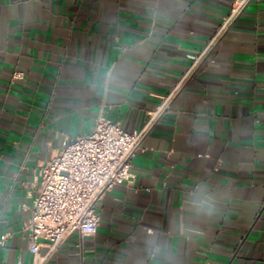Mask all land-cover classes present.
I'll list each match as a JSON object with an SVG mask.
<instances>
[{
    "label": "crops",
    "instance_id": "1",
    "mask_svg": "<svg viewBox=\"0 0 264 264\" xmlns=\"http://www.w3.org/2000/svg\"><path fill=\"white\" fill-rule=\"evenodd\" d=\"M234 1L0 0V264H32L41 166L99 118L151 116L95 235L41 264H264V0L189 72Z\"/></svg>",
    "mask_w": 264,
    "mask_h": 264
},
{
    "label": "built area",
    "instance_id": "2",
    "mask_svg": "<svg viewBox=\"0 0 264 264\" xmlns=\"http://www.w3.org/2000/svg\"><path fill=\"white\" fill-rule=\"evenodd\" d=\"M249 1H234L218 32L189 72ZM20 75V72L13 74L14 78ZM174 92L162 101L158 110L165 107ZM152 121L153 116L140 131H125L119 123L99 118L88 134L68 143L40 167L38 195L25 227L32 264L43 262L44 258L38 256L43 242L53 251L73 233H78L80 238L95 235L99 223L95 208L116 183L130 179L131 159Z\"/></svg>",
    "mask_w": 264,
    "mask_h": 264
}]
</instances>
